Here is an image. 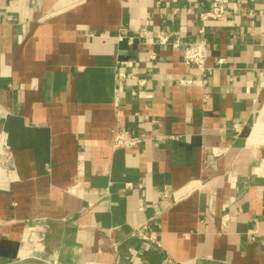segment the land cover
<instances>
[{
	"label": "crops",
	"instance_id": "obj_1",
	"mask_svg": "<svg viewBox=\"0 0 264 264\" xmlns=\"http://www.w3.org/2000/svg\"><path fill=\"white\" fill-rule=\"evenodd\" d=\"M209 6L0 0V264H264V0Z\"/></svg>",
	"mask_w": 264,
	"mask_h": 264
},
{
	"label": "built area",
	"instance_id": "obj_2",
	"mask_svg": "<svg viewBox=\"0 0 264 264\" xmlns=\"http://www.w3.org/2000/svg\"><path fill=\"white\" fill-rule=\"evenodd\" d=\"M163 0H158V3ZM231 0H210L209 8L200 14L202 20H219L227 11V7ZM200 37L196 41H181L179 38L173 39L170 43L174 48H180L182 51V59L185 64L193 66L198 72L201 74H209L211 73V68L206 66V58L208 53L209 43L205 37L204 29H200ZM120 38H128L129 42L132 39V36H127L126 32L122 30L119 35ZM168 42V36L162 32L158 37V44H165ZM151 59L154 58V53H151L149 56ZM223 60L219 59L218 63ZM192 81L190 79L180 80V84L182 85H190ZM238 125H234V130L238 129ZM112 141L111 148L112 149H128L136 146L141 139L137 136L130 134L125 130L114 129L112 132ZM145 226H141V228H134L132 231V235L138 236L141 238H147V235L144 233L143 229Z\"/></svg>",
	"mask_w": 264,
	"mask_h": 264
},
{
	"label": "water",
	"instance_id": "obj_3",
	"mask_svg": "<svg viewBox=\"0 0 264 264\" xmlns=\"http://www.w3.org/2000/svg\"><path fill=\"white\" fill-rule=\"evenodd\" d=\"M4 264H48L44 261L33 259V258H26V259H21L13 262H8Z\"/></svg>",
	"mask_w": 264,
	"mask_h": 264
}]
</instances>
